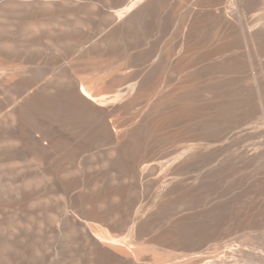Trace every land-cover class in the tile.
Masks as SVG:
<instances>
[{"label":"bare ground","instance_id":"bare-ground-1","mask_svg":"<svg viewBox=\"0 0 264 264\" xmlns=\"http://www.w3.org/2000/svg\"><path fill=\"white\" fill-rule=\"evenodd\" d=\"M0 264H264V0H0Z\"/></svg>","mask_w":264,"mask_h":264},{"label":"rangeland","instance_id":"rangeland-1","mask_svg":"<svg viewBox=\"0 0 264 264\" xmlns=\"http://www.w3.org/2000/svg\"><path fill=\"white\" fill-rule=\"evenodd\" d=\"M102 60H103V59L99 60L98 62H99V63H100V62H104V60H103V61H102ZM84 64H86V63H85V62L83 63V61H79V62L76 63V65H77L78 67H79L80 65H82V66H80L79 68L83 67ZM244 232L247 233V234L244 235ZM238 235H240L242 239H243V238H245V239L248 238V239H249V236H250V235L248 234L247 231H241V232L238 233ZM247 236H248V237H247ZM253 237H254V236H251L250 238L253 239ZM245 239H243V240H245Z\"/></svg>","mask_w":264,"mask_h":264}]
</instances>
